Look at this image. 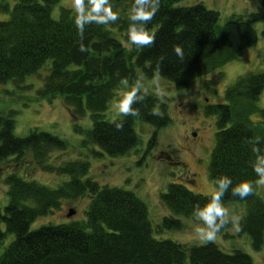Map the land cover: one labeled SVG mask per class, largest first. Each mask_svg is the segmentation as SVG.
<instances>
[{
    "label": "trees",
    "instance_id": "1",
    "mask_svg": "<svg viewBox=\"0 0 264 264\" xmlns=\"http://www.w3.org/2000/svg\"><path fill=\"white\" fill-rule=\"evenodd\" d=\"M55 1L0 0V11L9 12L0 19V82L11 79L19 88L30 89L25 76L51 58L42 85L29 96L61 97L71 110L75 130L84 133L82 143L110 154L124 153L138 142L135 117L156 127L170 121L165 103L160 102L163 110L159 111L158 97L141 89L132 105L138 116L104 117L114 89L124 80L135 81L137 67L152 74L159 63L162 76L185 87L193 77L238 57L253 44L258 36L255 23L264 18L261 10H251L221 23L219 11L202 1L177 4L179 0H160L154 19L146 25L155 34V45L137 48L128 41V28L136 23L129 20L134 0H110L119 19L108 25L116 27L123 39L95 22L85 23L78 32L71 7L61 5L60 16L52 17ZM174 45L182 47V61L175 55ZM263 88L264 70H246L225 87L223 101L204 106L206 113L216 117L208 174L215 184L221 176L232 179L223 202H246L239 232L250 236L254 249L264 242V197L257 192L259 177L253 171L258 158H264V107L257 102ZM153 110L159 114L153 115ZM86 111L92 125L83 128L77 120ZM16 112L12 107L0 109V161L12 159V169L5 177L8 201L0 205V245L6 231L14 233L0 253V264H254L252 256L240 248L225 251L215 242L187 244L155 237L141 197L122 186L82 177L90 166L85 157L47 162L49 153L66 147V139L37 126L17 135ZM256 113L257 118L252 117ZM28 150L41 167L69 178L51 187L23 177L17 167ZM241 181L254 185V194L246 199L231 195V188ZM85 193L90 196L85 219L30 227L38 216L58 208L62 198ZM208 194L193 191L182 180L170 181L160 193L170 213L163 216L158 228H181L178 215L193 214L196 204L203 207L208 202Z\"/></svg>",
    "mask_w": 264,
    "mask_h": 264
},
{
    "label": "rangeland",
    "instance_id": "2",
    "mask_svg": "<svg viewBox=\"0 0 264 264\" xmlns=\"http://www.w3.org/2000/svg\"><path fill=\"white\" fill-rule=\"evenodd\" d=\"M13 1L10 0L11 3ZM196 1H202L206 6L217 9L221 23L231 17H241L251 10H261L264 13V0H179L177 4H191ZM61 5L72 8V0H56L51 7L52 17L60 16ZM8 15L9 12L0 11V19ZM106 27L123 39L116 27L108 24ZM255 27L258 33L256 41L246 47L238 57L193 77L185 87H178L175 82L157 71L149 74L141 67L136 68L135 81L120 83L108 101L103 112L104 117L114 119L121 116L116 109L117 103L130 87L137 85L141 86V90L158 97L156 109L159 111L163 110L160 102H164L165 111L170 116V121L160 127L135 117L133 126L138 135V142L124 153L110 154L96 145L92 149L84 145L82 143L84 133L75 130L71 110L61 97L48 100L29 96L35 94L36 89L42 85L51 58H47L36 72L25 76V82L32 85L30 89L19 88L11 79L1 81L0 109L12 107L17 110L14 128L17 135H25L30 128L37 126L66 139V147L49 153L47 162L62 163L75 157H85L89 160L90 166L82 177L90 176L100 184L118 185L134 191L147 204L155 237L171 238L187 244L201 243L195 238L194 233L197 228L205 226L194 213L187 216L178 215L183 222L181 228H158L157 224L161 222L163 216L170 213L162 202L160 193L167 189L170 181L182 180L190 189L201 193H209L215 186L214 180L208 174V163L214 144L216 117L214 114L206 113L204 106L206 102L223 101L225 87L234 82L240 73L246 70H264V18L257 21ZM157 77L158 85L154 83ZM157 87L160 88L161 95H157ZM257 102L264 107V88ZM257 115L253 114L252 117L257 118ZM77 121L83 128L90 127L92 125L90 112L86 111ZM153 135L155 139H152ZM10 162L12 159L0 161L2 207L8 201L5 177L12 169ZM17 168L23 177L35 179L51 187H56L69 178L68 174L41 167L29 150ZM257 192L264 197V185L257 186ZM89 200V193L74 198H62L58 208L38 216L31 222L30 227L35 228L47 222L85 219ZM224 206L230 214L240 217L246 210L244 200L229 201ZM71 207L74 208V212L68 215ZM1 227L5 229L3 221ZM13 237L14 233L6 231L0 245V253ZM215 243L225 251L240 248L252 256L254 264H264V242L259 249H254L250 236L239 232L231 224L221 229Z\"/></svg>",
    "mask_w": 264,
    "mask_h": 264
},
{
    "label": "clouds",
    "instance_id": "3",
    "mask_svg": "<svg viewBox=\"0 0 264 264\" xmlns=\"http://www.w3.org/2000/svg\"><path fill=\"white\" fill-rule=\"evenodd\" d=\"M160 0H134L131 7L129 20L136 22L128 28V41L137 48L152 47L155 45V34L150 33L146 27L150 23L156 12L159 10ZM72 8L76 13L75 25L78 32L82 31L85 23L95 22L99 25H107L115 23L118 19V13L114 12L110 4V0H72ZM81 50H85L81 45ZM173 51L175 55L182 61L184 59V51L180 45H174ZM164 57H161V61ZM160 64H157L156 71L159 72ZM127 84V81H122ZM158 77L154 81L158 85ZM139 85L132 87L126 92L123 98L117 103L116 109L119 114L125 116H138L140 113L132 107L137 97V91L140 90ZM157 95H161V90L157 87ZM143 99L144 97H139ZM153 115L159 113L153 110ZM122 125H118L121 128ZM257 150V149H254ZM253 171L259 177L255 181V186L264 185V158H258L257 163L253 166ZM233 185V181L228 176L217 178L215 186L208 194V202L201 207L199 204L194 206V216L203 222L205 227H199L195 230V238L202 244L215 242L217 234L231 224L236 230H239L241 217L230 214L229 210L224 206L223 197L229 186ZM254 185L250 181H241L231 188V195L246 199L254 194Z\"/></svg>",
    "mask_w": 264,
    "mask_h": 264
},
{
    "label": "water",
    "instance_id": "4",
    "mask_svg": "<svg viewBox=\"0 0 264 264\" xmlns=\"http://www.w3.org/2000/svg\"><path fill=\"white\" fill-rule=\"evenodd\" d=\"M73 212H74V208L71 207V208H69L67 214L70 215V214H72Z\"/></svg>",
    "mask_w": 264,
    "mask_h": 264
}]
</instances>
